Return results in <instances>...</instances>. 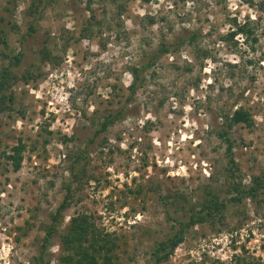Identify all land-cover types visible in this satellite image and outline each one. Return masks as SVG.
Listing matches in <instances>:
<instances>
[{"label": "rangeland", "instance_id": "rangeland-1", "mask_svg": "<svg viewBox=\"0 0 264 264\" xmlns=\"http://www.w3.org/2000/svg\"><path fill=\"white\" fill-rule=\"evenodd\" d=\"M46 1L33 22L30 0L11 12L0 0L7 38L0 70L11 68L17 78L5 90L12 101L0 105V264L37 263L68 183L71 198L43 264H67L60 236L81 213L115 241V264H150L156 242L173 229L166 208L178 217L207 189L231 197L218 133L221 117L238 106L250 111L253 126L229 130L236 174L244 184L264 179V0ZM247 17L258 43L221 40L233 18ZM184 29L199 33L201 51L184 44L162 55L127 116L97 134L102 114L125 104L128 67ZM20 142L14 171L7 155ZM235 256L264 260V189L228 203L214 225L191 227L164 264H236Z\"/></svg>", "mask_w": 264, "mask_h": 264}, {"label": "trees", "instance_id": "trees-1", "mask_svg": "<svg viewBox=\"0 0 264 264\" xmlns=\"http://www.w3.org/2000/svg\"><path fill=\"white\" fill-rule=\"evenodd\" d=\"M19 0H6V8L9 12L13 11L17 6ZM50 2L53 0H49ZM142 2H150L151 0H141ZM46 0H30V4L27 7V14L32 18L33 22L42 18L43 8L46 7ZM260 11L264 10V2L258 5ZM120 14V13H119ZM153 19H150L152 22ZM30 23L29 29L35 31L34 24ZM231 31L227 32L224 37H221L222 41L233 40L237 35L241 36L242 44H256L259 41L258 28L255 27L254 22L248 17L243 21H238L236 18L232 19L230 25ZM261 34H264V28ZM0 41L7 47V38L2 30L0 32ZM199 33L193 30L184 29L171 42H161L159 49L145 57V60L136 65H130L128 72L131 76L129 84L128 95L125 99L123 107L115 109L113 111H107L102 114V120L99 123V127L96 129V133H101L111 127L118 121L123 120L128 114V105L133 102L134 96L138 89L141 88L146 82V76L157 60L164 54L177 51L182 45L187 44L194 49H197L195 53L201 51L200 46L197 45ZM234 46L238 45L237 41H234ZM202 52H206L202 50ZM44 58L49 60V54L43 50ZM21 55V54H20ZM19 53L15 55L14 60L19 62ZM206 56L207 54L204 53ZM15 62V64H16ZM15 74L11 68L5 67L0 70V105L1 109L5 108L7 101H12V94L6 95L5 90L8 88L9 80L16 81ZM219 129L221 131L218 136L226 143V155L227 165L229 169V182L228 193L231 194L228 201L221 199L217 192L207 189L204 196L198 200L195 204L190 206L182 212L178 217L170 215L169 210L166 208V214L168 219L172 222L173 229L169 235L158 242L151 250V263L150 264H164L166 263L177 247L184 241L186 232L197 224H209L214 225L216 222L223 220L225 209L228 203H240L244 199H255L259 191L264 189V179L262 177H255L249 184H244L239 175L235 171V158L232 153V141L229 137V130L234 125L243 124L247 127L253 126V116L249 110L238 106L233 111L225 113L222 117ZM23 145L18 143L12 147V153L7 155V158L11 161L14 171L20 168L23 150ZM71 173L74 172V166L70 165ZM66 193L56 208L55 212L51 215V221L49 225L44 228L45 235L42 239L41 252L38 255L36 264H43V256L47 253L50 242L56 233V228L60 220L61 212L66 207L69 198H71V184H66ZM167 206V204H165ZM60 241L66 250V255L62 257V260L67 264H115L110 253L114 249L115 241L111 238L109 233L103 232L99 229L92 217L86 214H77L71 218L70 224L66 229V232L60 236ZM236 264H264L262 262L247 261L244 257L235 256ZM213 264V263H212Z\"/></svg>", "mask_w": 264, "mask_h": 264}]
</instances>
